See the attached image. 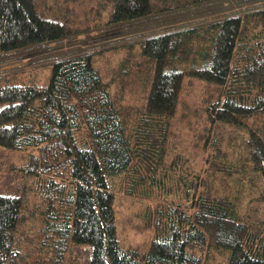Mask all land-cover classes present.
Here are the masks:
<instances>
[{
	"label": "trees",
	"instance_id": "obj_1",
	"mask_svg": "<svg viewBox=\"0 0 264 264\" xmlns=\"http://www.w3.org/2000/svg\"><path fill=\"white\" fill-rule=\"evenodd\" d=\"M102 1L107 18L91 22L92 0H0V72L50 66L45 86L0 84V264H211L217 250L221 264H264V210L248 196L264 201V0ZM125 41L148 76L140 105L93 62ZM193 78L218 88L194 142L201 174L166 141ZM136 187L173 195L147 209L146 249L116 230V193Z\"/></svg>",
	"mask_w": 264,
	"mask_h": 264
},
{
	"label": "rangeland",
	"instance_id": "obj_2",
	"mask_svg": "<svg viewBox=\"0 0 264 264\" xmlns=\"http://www.w3.org/2000/svg\"><path fill=\"white\" fill-rule=\"evenodd\" d=\"M99 2L102 3L103 1L92 0V3L86 4V8L94 7V9L90 10V14H88L89 12L86 10L87 16H92L90 19L91 22H97L99 13L104 19L107 18L110 6L104 5L103 3L102 6H99ZM97 9H99L98 13L96 12ZM82 18L83 17L80 19ZM125 43L126 45H124V47L108 45L109 49L106 51L96 52L93 57V62L95 67L99 69L101 76L106 81H110V88L114 97L118 96L122 101L140 105L144 100L142 96V87L140 85L142 83L141 81L144 82L143 77L145 76L143 71H136L137 68L134 65L132 66V60L127 59V56H129L127 53L129 44L128 41H125ZM135 50L136 47L133 48V51ZM134 54L136 55V53ZM130 66H132L131 69H129ZM15 68H18L16 72L19 73L14 75L7 76L8 72H0V84H5L9 81L34 83L45 86L48 82L50 75V68L48 67L33 65L26 70L21 64H18V66H14L12 69ZM135 72H137V74ZM187 79L188 78L185 76V81ZM147 80L148 76H146V81ZM217 91L218 88L216 86L208 85L203 80L193 78L192 81L185 83L179 95L177 109L171 121V127L168 129L166 141H168L167 147L170 155L177 151L185 152L183 160L186 162V165H188V171L190 173L195 174L198 172L197 174H201L206 166L203 165L205 152L201 148V143L199 141L197 145H195L194 142L198 134L199 126L203 123L200 118V113L203 110V103H205V100H213L217 96ZM248 124L251 126L250 122H248ZM229 151L233 158H236L238 154L245 155L241 142H239V147L233 146ZM229 151L226 150L228 158L230 159ZM220 155L223 154L220 153ZM239 159L243 161V156H239ZM2 160L3 157H0V162ZM156 176H160L159 171H156ZM253 181L257 187L260 186L261 182L258 181V179L253 177ZM177 183V180L169 182L167 184L168 190L174 189ZM135 189L136 191H133L131 194H126L124 191L116 193L114 209L116 230L120 244L123 247L146 249L149 248L153 237V226L145 225V214L148 211L147 209L153 208L157 202L172 200L169 198L173 195H166L168 190L164 193L157 188L144 190V188L136 187ZM254 193H256L254 189L248 190V196L252 198L251 204L260 211H263L264 201L259 200L261 203L256 201ZM173 200L175 202H184L181 199ZM240 206L243 210L248 208L247 215H250L251 210L249 207L243 204ZM212 258L211 264H221L224 259L223 250L213 251Z\"/></svg>",
	"mask_w": 264,
	"mask_h": 264
}]
</instances>
